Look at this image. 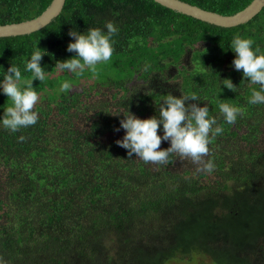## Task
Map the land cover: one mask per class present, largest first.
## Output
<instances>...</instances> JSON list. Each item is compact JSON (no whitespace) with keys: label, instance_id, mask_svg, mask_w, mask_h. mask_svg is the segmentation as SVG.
Returning <instances> with one entry per match:
<instances>
[{"label":"trees","instance_id":"16d2710c","mask_svg":"<svg viewBox=\"0 0 264 264\" xmlns=\"http://www.w3.org/2000/svg\"><path fill=\"white\" fill-rule=\"evenodd\" d=\"M233 14L251 0H182ZM51 0H0V24L38 16ZM118 27L111 61L93 77L60 72L70 29ZM264 53V6L248 21L221 27L153 0H65L47 25L0 37V78L32 47L46 50V80L35 125L15 133L0 126V260L4 264H264V105H250L248 81L231 66L234 35ZM3 66V67H2ZM231 78L233 92L220 80ZM71 80L73 87L60 92ZM196 93L217 117L215 168L198 170L173 154L164 165L128 157L116 144L123 113L156 115L163 95ZM220 99L243 115L229 125ZM193 103V101H188ZM11 101L0 93V115ZM159 134V129H158ZM23 137V139H20ZM161 148L168 147L162 141Z\"/></svg>","mask_w":264,"mask_h":264},{"label":"clouds","instance_id":"9594fccd","mask_svg":"<svg viewBox=\"0 0 264 264\" xmlns=\"http://www.w3.org/2000/svg\"><path fill=\"white\" fill-rule=\"evenodd\" d=\"M117 32L118 27L112 21H107L103 29L88 27L82 32L70 29L67 34L71 39L66 50L74 54L57 60L56 70L76 77L82 76L87 70L95 77L97 66L111 61L114 51L112 38ZM253 44L251 38L236 34L227 47L234 53L231 66L242 72L250 86L258 85L250 87L247 103L264 105V53L258 46L254 48ZM46 54L48 53L38 46V42L33 45L30 56L23 62L24 72L30 73L28 79H22L20 67L13 63L6 70L3 68L0 93L5 94L11 101L0 115V126L4 129L15 133L20 128L37 123L39 114L33 109L40 97L33 86V80L41 83L46 80V72L41 65ZM221 85L236 91V85L231 78L220 80V88ZM72 87L73 82L66 79L60 83L59 91L68 92ZM197 101L201 100L194 92L179 96L168 93L156 104V115L140 118L128 110L116 113L117 116L123 113V118L119 120V126L114 131L124 130L123 137L117 139L116 144L126 149L128 157H138L145 163L164 165L175 154L180 158H189L199 166L198 170L211 173L215 164L212 159L205 160L204 157L209 154L208 146L212 138L222 135L224 128L218 124L217 117L210 116L207 104L200 106ZM217 107L223 121L229 125L235 124L237 118L243 115L240 106L224 99L219 100ZM162 141L168 142V147L161 148ZM0 264H4V261L0 260Z\"/></svg>","mask_w":264,"mask_h":264},{"label":"water","instance_id":"95a60500","mask_svg":"<svg viewBox=\"0 0 264 264\" xmlns=\"http://www.w3.org/2000/svg\"><path fill=\"white\" fill-rule=\"evenodd\" d=\"M173 11L221 27L244 23L255 16L264 6V0H251L243 9L233 14H219L182 0H153ZM65 0H51L50 4L36 17L21 22L0 24V37L28 34L47 25L61 12Z\"/></svg>","mask_w":264,"mask_h":264}]
</instances>
